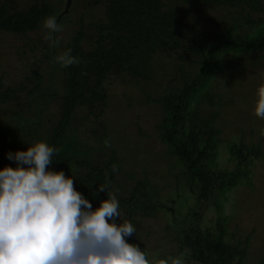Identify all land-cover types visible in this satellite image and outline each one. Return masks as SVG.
<instances>
[{
  "label": "trees",
  "instance_id": "trees-1",
  "mask_svg": "<svg viewBox=\"0 0 264 264\" xmlns=\"http://www.w3.org/2000/svg\"><path fill=\"white\" fill-rule=\"evenodd\" d=\"M189 1L226 9L229 24L217 19L222 25L214 24L222 29L214 30L208 29L207 22L198 27L186 24L183 16H189L186 7ZM97 3L99 0L87 2L89 6ZM64 10H56L45 1L15 9L8 0H0V32L24 35L37 30L51 16L60 24L61 19L69 16L65 6ZM102 10L101 18L90 20L91 15L86 24L81 21L69 40H58L59 44L64 43L60 54L70 49L81 61L79 64L60 67L45 52L49 68L31 71L34 78H24L27 83L4 86L0 75V103L14 101L19 97L18 92L26 97L25 108L14 110L0 126L1 131L13 124L5 133L16 136L13 145L0 141V170L16 167L7 153L26 151L35 142H45L59 150L49 170L63 171L74 178L75 190L89 200L93 209L98 208L107 199V193L99 192L98 186L105 179L111 182L109 190L120 186L113 183L111 169L112 165L120 168L115 156L118 150L114 145L105 147L104 140L99 148L106 158L102 162L93 161L94 150L91 152L75 133H68L67 125L72 123L73 110L79 104L85 103L97 114L101 113L108 97L103 82L110 75L127 76L128 82L135 81L133 85L139 88L141 103L157 105L160 121L155 125V136L162 146L158 156L163 164L158 171V182L152 176H144L136 179L131 189L126 188L125 195L114 192L121 216L134 224L135 214L153 216L156 210H164L173 220L170 228L179 225L178 249L187 248L189 256L199 264H246L245 244L224 240L226 230L222 219L215 217L213 232L208 226L203 227V217L197 216V211L202 202L221 209L219 198L226 196L229 188L240 182L251 183L249 161L261 154L258 142L230 140L222 150L227 153L226 161L232 164V169L219 167L222 150L217 146L216 132L220 130L215 127V121L233 100L228 96L219 102V95L210 91L213 74L219 71L230 74L234 69L235 54L244 56L264 43V0H105ZM83 40L87 47H83ZM52 49L50 45L49 50ZM259 56L264 59V55ZM163 60L172 63L181 78L154 97L140 87V82L155 77L152 67L161 69ZM42 73L47 75L46 79H41ZM136 77L141 81H136ZM54 78L60 83L59 89H55ZM43 95L57 98L58 120L45 117L47 99ZM202 103L209 109L202 108ZM129 104L131 101L125 102L126 106ZM213 106L217 107L213 109ZM97 127L102 128V123L92 127L95 135ZM137 128L142 134L140 127ZM120 175L132 180L135 174L129 168L121 170ZM159 187L161 193H157ZM192 220H196L195 227ZM186 222L190 223L186 225Z\"/></svg>",
  "mask_w": 264,
  "mask_h": 264
},
{
  "label": "rangeland",
  "instance_id": "rangeland-1",
  "mask_svg": "<svg viewBox=\"0 0 264 264\" xmlns=\"http://www.w3.org/2000/svg\"><path fill=\"white\" fill-rule=\"evenodd\" d=\"M10 5L15 9H25L33 2L45 1L54 9L69 12L67 18L61 19L60 25L63 30L59 33H53L58 40L67 41L70 35L81 25L90 19H99L103 15L102 3L105 0H99V3L89 6V0H8ZM185 7V6H184ZM189 9V16L184 15L183 21L192 27H198L201 23L207 22L208 29H222V26H215L214 22L222 25L217 21L221 19L223 23L229 24L230 18L226 9L203 6L199 1H189L186 4ZM46 29L42 24L35 31H28L26 34H12L0 32V75L4 86H16L20 83H27L24 78L33 79L31 71H43L49 68V61L44 57V53H49L53 59L60 54L64 47L61 43L49 50L50 42L44 39ZM83 45L85 41L83 40ZM83 47H87L86 45ZM264 55V43L261 47L249 50L244 56L235 54L232 61L236 66L230 70V74L216 72L212 76L211 94H218L222 102L225 98L231 96L233 102L227 104L223 110L221 118H216L215 127L220 131L216 132L217 146L219 151L224 149V143L230 140L237 142L241 139L245 143L258 142L261 154L259 158L249 161V170L251 178L249 184L240 182L234 187L229 188L227 195L219 198L221 209H216L212 203L199 204L197 216L203 217V227L215 232V217L219 216L225 226L224 240L230 244L240 243L246 247V264H264V119L257 118L253 114L254 102L256 100V91L259 86L264 84V59L259 56ZM231 69V68H230ZM152 70L157 74L150 77L143 83L139 77L136 81H141L143 89L148 90L154 97L157 96L164 87L178 81L181 75H178L177 69L169 61L163 60V66L159 70ZM44 74V75H43ZM41 79H46L47 75L42 73ZM110 75L104 82L107 87L106 107L101 113L87 104H79L73 110L72 123L67 125L68 133H75L77 139L84 141L89 146L93 161L102 162L106 158L101 155L100 145L104 140L109 139L111 145L118 150L116 157L120 168L113 172L114 181L118 188L110 191H117L125 195L126 188L131 189L136 179L144 176L154 177V182H158V171L162 169L161 157L158 156L160 149L159 142L156 139L155 125L160 121V113L157 111L155 103H141V92L133 81L128 82L127 76ZM140 79V80H139ZM55 89L60 88V83L54 78ZM234 81V82H233ZM19 97L14 101L0 103V126L5 123L7 117L18 108H25L26 97L22 92H18ZM45 117L50 121L58 120V102L57 98H47ZM131 101L129 106L125 102ZM17 102H19L17 104ZM202 103L201 107L209 109ZM217 106H213L215 109ZM89 109L94 114H89ZM19 110V109H18ZM27 111V110H26ZM204 114V112H203ZM102 128L97 127L95 135L92 127L101 124ZM52 124H55V122ZM14 125L11 123L9 127ZM0 131V141L3 144L13 145L16 136L6 135L5 131ZM43 127V125H42ZM139 131L142 134L138 133ZM128 137V138H127ZM114 147V148H115ZM147 150L138 159V155ZM227 153L223 150L220 152L218 164L219 167L230 171L232 164H227ZM136 161V162H135ZM132 168L134 178L129 180L120 175L123 169ZM120 169V170H119ZM170 182V178H166ZM122 187V188H121ZM162 188L157 193H161ZM179 201V199H177ZM189 201V200H188ZM125 218L117 219V224L123 223ZM190 222H186V225ZM173 220L170 214L164 210H156L153 216L134 215V224L136 228L135 235L131 236L126 242L138 245L146 251L153 264H159L161 259H167L169 256L175 257L184 253L185 260L188 264H199L189 256L187 248L178 249V237L176 230L179 225L172 227ZM192 226H196V220H192ZM173 229V230H172Z\"/></svg>",
  "mask_w": 264,
  "mask_h": 264
},
{
  "label": "clouds",
  "instance_id": "clouds-1",
  "mask_svg": "<svg viewBox=\"0 0 264 264\" xmlns=\"http://www.w3.org/2000/svg\"><path fill=\"white\" fill-rule=\"evenodd\" d=\"M44 39L58 45L53 33L63 30L55 16L42 22ZM60 67L81 61L65 50L54 57ZM253 114L264 119V84L256 91ZM105 147H111L109 139ZM59 150L35 142L26 151L7 153L15 168L0 170V264H153L146 251L126 238L136 228L121 219L120 204L110 181L98 186L107 199L98 208L74 188V178L51 171ZM26 166V167H25ZM117 172L116 165H112ZM159 264H188L184 253L161 259ZM193 264L195 262L193 261Z\"/></svg>",
  "mask_w": 264,
  "mask_h": 264
},
{
  "label": "water",
  "instance_id": "water-1",
  "mask_svg": "<svg viewBox=\"0 0 264 264\" xmlns=\"http://www.w3.org/2000/svg\"><path fill=\"white\" fill-rule=\"evenodd\" d=\"M65 7H66V4H65Z\"/></svg>",
  "mask_w": 264,
  "mask_h": 264
}]
</instances>
